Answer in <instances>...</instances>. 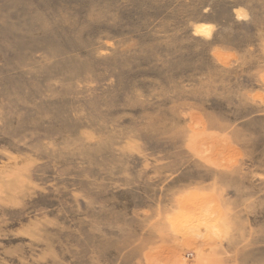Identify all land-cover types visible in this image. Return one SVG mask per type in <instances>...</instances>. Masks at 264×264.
I'll use <instances>...</instances> for the list:
<instances>
[{
  "label": "rangeland",
  "instance_id": "obj_1",
  "mask_svg": "<svg viewBox=\"0 0 264 264\" xmlns=\"http://www.w3.org/2000/svg\"><path fill=\"white\" fill-rule=\"evenodd\" d=\"M0 264H264V0H0Z\"/></svg>",
  "mask_w": 264,
  "mask_h": 264
}]
</instances>
